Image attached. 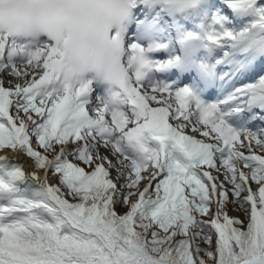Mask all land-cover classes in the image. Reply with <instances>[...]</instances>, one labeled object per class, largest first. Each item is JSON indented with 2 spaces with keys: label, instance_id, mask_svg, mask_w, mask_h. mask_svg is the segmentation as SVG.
Masks as SVG:
<instances>
[{
  "label": "snow or ice",
  "instance_id": "1",
  "mask_svg": "<svg viewBox=\"0 0 264 264\" xmlns=\"http://www.w3.org/2000/svg\"><path fill=\"white\" fill-rule=\"evenodd\" d=\"M162 2L159 40L123 0L0 10V264H264V0Z\"/></svg>",
  "mask_w": 264,
  "mask_h": 264
},
{
  "label": "clouds",
  "instance_id": "2",
  "mask_svg": "<svg viewBox=\"0 0 264 264\" xmlns=\"http://www.w3.org/2000/svg\"><path fill=\"white\" fill-rule=\"evenodd\" d=\"M124 7L127 9V17L124 21V26L126 28H131L135 30V25L133 24L134 18L137 16V7L139 5V0H123ZM163 8L167 9L168 12L170 11L169 6L167 3L162 2L159 3ZM6 8H11L12 5H7L5 6ZM185 14H191V13H185ZM173 15L180 17L184 14L181 13H174ZM199 17H197V22H199ZM154 24V29H155V36L156 39H160L166 32H161V25L158 23L154 22L151 18H148L145 20L144 23L140 25L139 31H138V36L143 38L144 37V30L145 27ZM173 35L176 36L175 31L173 30ZM202 39V36L196 35L194 36L192 43L194 44H199L200 40ZM148 41L145 40V43ZM114 71L113 65L111 63H105L104 65L100 66L98 69V74L97 73H91L90 75L94 80H96L98 86L103 90V98L106 101V106L109 110L113 108L115 104L118 103V100L116 98V93L119 91L118 88L116 87L115 83L112 80V72Z\"/></svg>",
  "mask_w": 264,
  "mask_h": 264
},
{
  "label": "rangeland",
  "instance_id": "3",
  "mask_svg": "<svg viewBox=\"0 0 264 264\" xmlns=\"http://www.w3.org/2000/svg\"><path fill=\"white\" fill-rule=\"evenodd\" d=\"M217 2L221 3L222 0H217ZM207 3H208V1L206 2V5H207ZM206 5L204 6V9H202L201 14L206 13V15L209 19L211 18L212 14L214 12H221L223 14V9L208 10L206 8ZM159 7L160 8H157V9L153 10L152 12H148L147 10H141L140 8H138L136 26H138L141 23H144L145 20H147L148 18H151L154 22L161 24L165 29H168L169 21L165 18V15L160 10V9H162L161 6H159ZM233 17H234V19L239 20L241 23H251L253 20V17H251V16L240 17V16H237L236 14H233ZM260 126L264 127V124H261ZM112 175L115 176V172H113ZM229 214L233 217H239V218L243 219V212L233 211L231 209V207L229 209Z\"/></svg>",
  "mask_w": 264,
  "mask_h": 264
},
{
  "label": "bare ground",
  "instance_id": "4",
  "mask_svg": "<svg viewBox=\"0 0 264 264\" xmlns=\"http://www.w3.org/2000/svg\"><path fill=\"white\" fill-rule=\"evenodd\" d=\"M208 0H201V3H200V7H199V9H198V11H197V13L199 14V15H201V16H203V15H206V13H204V14H201L200 12H201V10L202 9H204L203 7H204V5L206 4V2H207ZM142 9H145V10H147V11H149V10H152L153 8H152V5L151 6H142L141 7ZM168 15V17L170 18V19H174V20H176V21H180V22H182V17L180 16V17H177V16H175V15H170V14H167ZM137 29V28H136ZM138 31H136V36H138ZM172 82V81H171ZM170 82V83H171ZM176 82V81H175ZM204 93H200L199 95H203ZM11 155V154H10ZM17 163H21V164H23L24 165V167H25V169L26 170H28V171H30V168H28V165H27V163H26V158L25 157H23V156H21L20 158H19V160L18 161H16Z\"/></svg>",
  "mask_w": 264,
  "mask_h": 264
}]
</instances>
